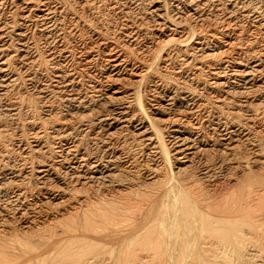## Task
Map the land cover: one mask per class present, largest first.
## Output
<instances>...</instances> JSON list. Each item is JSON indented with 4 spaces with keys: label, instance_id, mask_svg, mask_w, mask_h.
Instances as JSON below:
<instances>
[{
    "label": "rangeland",
    "instance_id": "374dc122",
    "mask_svg": "<svg viewBox=\"0 0 264 264\" xmlns=\"http://www.w3.org/2000/svg\"><path fill=\"white\" fill-rule=\"evenodd\" d=\"M77 1L67 0L68 6L66 5V7L71 8L73 5L72 8H75ZM87 1L91 3L92 9L94 7L96 10H92L93 15L85 12L86 15L83 14V16L89 18L90 21L93 20L92 23L96 22L99 26L102 25L103 30L108 31L110 28L109 37L115 39V43L124 46L123 48L129 55L131 54L130 57L133 61L140 64L144 62L142 65L147 67L144 66L146 73L144 72L139 78L126 75V78L119 83L124 84V90H128L132 94L131 105L127 110L128 115L143 120L148 130L150 127L149 132L153 137V142L155 141L154 146L156 145L157 155L155 156L151 152L150 154L147 147L141 146V143L137 142L131 127L114 131L113 134L117 135L107 138V142L103 139L104 137H97V139L92 137L95 135L84 129H87L86 122L91 121L101 110L100 106L98 108V105L93 103L89 113L85 114L83 119L77 117V120H71L70 131L72 133L70 138L78 140L80 147L84 148L87 153L102 159L105 158V152L109 149L114 151L115 155L130 160L132 170H124L117 166L115 171V180L119 183L122 182V185H127V188L122 190L123 192L118 190L115 193H107L104 191L105 189L98 190L95 186L85 192L89 202L92 201L88 203L89 207L96 206L95 209L97 207L98 210L103 209L112 219L104 221L98 219L99 221L95 220L93 226L88 227L80 219L81 212H78L71 215L74 221L53 219L47 222L48 224L46 223L40 231L31 235H23L19 231L15 217L11 216L13 219L11 220L13 228L11 234H14L15 240L19 242H15V264H264V165L256 167L252 164V152L255 149L261 150L260 154L264 157V95L251 97V107L261 113L260 124L257 128L250 129L246 140L239 141L233 154L222 149L216 142V138L219 139L218 133H214L208 124L203 122L197 127L202 128L200 129L201 136L206 137L203 139L206 141L204 148L201 147L204 150L197 152L190 162L183 166L184 169L182 170L177 169L181 166L173 160L170 153L169 139L172 133L162 127L156 120L157 117L152 115L153 106L166 104L164 95L174 86L181 89H195L196 92L202 91L199 89L202 87L201 85L209 84L211 68L220 64V55L216 53L221 50L224 51L226 48L229 49L224 46L226 42H229L227 43L228 46L232 40L230 49L239 50V55H232L233 57L243 59L247 57V54L251 55L255 49L254 46H249L248 42L257 38L260 43H263L264 33L262 34V30L251 34L247 31L245 20L240 19L238 23L244 29L242 34L240 33L241 28L234 34L232 31L225 33L220 28L224 22V12H214L212 7L206 6V12H203L204 16L201 17L205 19L199 21L193 11L185 10H190L189 8L181 7V10L179 9L182 11L180 15L174 16L171 12V0H162L164 4L158 0L165 12L167 24L171 27H169L171 30L165 29L160 32L150 20L147 22L142 19L145 12L144 0L141 2L140 0ZM105 2L107 3L105 4ZM241 2L247 5L249 9H256L258 14L264 12V0H237L238 5H242ZM172 19L174 20L172 21ZM257 20L264 28V14L260 15ZM139 23L143 25L140 27L141 29L139 28L140 32H138L136 39L127 38V32L136 30L134 26L139 27ZM175 24L177 25L174 26ZM120 26L124 28L122 30L121 27L122 32L119 30ZM230 27L232 29V26ZM32 35L35 37L32 36V41L35 44L38 43L36 45L40 49L42 37L36 33ZM83 35L84 37H82ZM80 39L88 41V36L78 32L73 37L68 36L66 43L68 47L71 45L73 47L79 46L82 42ZM237 43L240 45H236ZM214 47H216L215 52L213 51L214 59L212 55V57H208L209 59H204L202 63L195 61L198 53L195 54L196 56H193V53L197 50L207 54L212 53L207 48ZM233 51H230L229 54H232ZM74 61L76 60L74 59ZM74 61V67L80 70L81 67ZM99 61L98 59L97 63L91 64L88 71L84 72L83 70L82 77L79 78L80 83L87 78L81 83L83 88H88L87 85L90 80L105 85V80L101 79L99 74ZM199 64L204 65L202 70L198 67ZM40 66H34V69L43 76L49 77L48 73L44 71L46 67ZM178 69H182L185 73L179 76ZM196 75L199 77L197 78ZM22 77H24L23 74H20L19 80H21L15 86L13 94L15 102L24 104V107L19 108L18 118L15 116V120L12 121L8 113L1 108L2 102H0V142L7 151H12L15 142V153L18 154H15V161L16 157L18 159L19 156L16 144L21 141L26 145L30 140L24 135L26 133L24 125L26 120L39 121L40 124H43L44 131L48 132L51 123L60 120L61 116L58 111L59 108H62L61 106L58 107L61 103L59 99L56 96L51 97L54 112L50 114V117L45 116L44 104L40 102L39 96L33 94L35 91L32 92V87L28 86ZM44 79L46 78L44 77L42 80ZM208 92H200L201 100L203 99L205 110L214 111L213 106L218 105L215 104V99L213 100V97L210 96L215 93L209 92V94L211 93L209 96ZM206 98L209 101L205 100ZM234 101L235 98L231 97L226 101L225 106L224 104L221 105L220 110L224 108L222 113L220 112L222 119L227 118L245 123L248 120L246 119L247 116L244 114L242 106ZM103 107L102 109H104ZM182 111V106L174 102L169 113L170 115L171 113L172 115H180ZM194 121L197 120L194 119ZM185 127H188V124H185ZM47 137L42 138V143L52 149L55 146L54 140L51 142ZM27 147L29 148L28 145ZM151 171H155L156 176L153 179H148V174ZM251 175H255V179ZM26 182L29 183V186L34 185L33 179ZM132 191L134 192L132 193ZM97 203L99 204L97 205ZM107 209L109 210L107 211ZM15 227L16 229H14ZM0 238H8V235L0 236ZM29 246H33L34 250L29 252Z\"/></svg>",
    "mask_w": 264,
    "mask_h": 264
},
{
    "label": "bare ground",
    "instance_id": "6f19581e",
    "mask_svg": "<svg viewBox=\"0 0 264 264\" xmlns=\"http://www.w3.org/2000/svg\"><path fill=\"white\" fill-rule=\"evenodd\" d=\"M141 1L142 0H140V2ZM159 1L144 0V5H142L145 6V12L143 11V18H141L146 21L150 20L152 24L154 23L158 27L155 28L160 32L165 29L171 30L164 16L165 12L162 10L161 4L164 1L162 2L161 0V4H159ZM106 3L107 2H105V4ZM90 4L91 3H88L87 0H78L75 8H72L73 5L71 8H68L66 7V5L68 6L67 0H0L1 108H3V110L8 113V116L12 118V121H14L15 116L17 117L19 108L24 105L18 101L15 102V96H13L15 86L21 80H19L20 74H23L24 77L22 78L25 83L32 87V92L35 91L33 94L39 96L40 102L44 104V108H46L44 110L45 116L50 117V114L54 112V105L52 104V100H50L51 97L56 96L61 102V105L58 102V107H62L61 109L59 108L58 111L61 116L59 118L60 120L53 121L48 132L44 131V126L40 124L39 121L26 120V123H23L26 127V133L24 135L30 140L26 145L21 141L16 144L19 150V156L18 159L16 157V161L15 154L17 153H15V142L13 143L12 151H7L5 146L0 142V236L5 237L8 235V238H0V264H15V242L17 240H15L14 234H11L13 230L11 224V220L13 219H11V216L15 217L19 231L23 235H31L40 231L47 222L53 219L74 221L71 215L78 212H81L80 219H82L84 224L88 227L93 226L95 220L98 219L102 221L110 220L111 217L109 218L108 214L106 211L104 212L103 209L98 210L97 207L96 210V206L89 207L88 203L92 201L90 200L89 202V198L85 195V192L92 188V186H95L98 190L105 189L104 191L107 193H115L118 190L122 191L126 189L127 185H122L121 181V183H119V181L115 180V171L117 166L122 167L124 170H132V166L130 160L115 155L114 151L109 149L106 150L107 152L104 151V159L89 154L84 148L80 147L77 142L78 140L70 138L72 133L70 131L71 120L77 117L83 119L85 114L89 113L93 103L94 105H98V108L101 107V110L96 116L94 115L95 117L93 116L94 118L91 119V121L86 122L85 126L87 129H84L85 131H89L92 135H95L92 137H96L95 139H97V137H104L103 139L107 142V138L117 135L113 134L114 131L116 132V130L124 127H131L137 142H140L141 146L147 147L149 153L151 152L153 155H157L155 149L156 145L154 146L155 141L153 142V137L149 132L150 127L148 130L143 120L135 119L132 115H128L127 110L131 105L130 99L132 94L128 92V90H124V84L119 83L126 78V75L136 79L139 78L145 72V65H142L144 62L140 64L133 61L130 57L131 54L129 55L123 48L124 46L115 43V39L109 37V27V32L103 30L101 27L102 25L99 26L96 22L92 23L91 21L93 20L90 21L89 18L88 20L83 16L85 12L89 14L93 13L92 10L94 7L92 9ZM170 6L174 16L180 15L182 12L180 11L181 7L189 8L190 10H185L188 12L193 11L199 21H202L204 18L201 17L203 12H206L205 7L209 6L210 8L212 7L214 12L220 11L225 13V17L223 18L224 22L220 25L221 31L225 33H230L232 31L234 34L237 30H240L239 28L242 27H240L238 23L240 19L245 20L247 31L251 34H255V32L259 30H262V34L264 33L262 24H259L257 20L264 12L262 11L263 14H258L256 9H249V7L243 3L242 5H238L237 0H171ZM255 14H257V16H255ZM174 19H172V21ZM142 25V23H139V27L134 26L136 30H127L126 37H130L133 40L136 39ZM176 25L177 24L174 26ZM230 26H232V29ZM121 27L123 30V26H120V28L118 27L119 30ZM112 30L114 31V28ZM242 31H244L243 28H241L240 33ZM78 32L86 34L88 36V41H82L80 39V41H82L81 45L74 47L71 45L72 47L69 46L71 47L69 48L66 43V38L68 36L73 37L74 34H78ZM34 33L42 37V47L40 49L37 48L36 44L38 43L35 44L32 41L34 37L32 34ZM244 34L246 33L244 32ZM82 37H84V35ZM262 42L263 43H260L257 38H254L252 41L249 40V46H254L255 50L251 55L247 54V57L245 55L246 58L243 59L232 56L239 55V50L233 51L234 48L231 50V45L228 44L227 46L229 42H226L224 46L228 47L230 50L226 48V50H221L216 53L220 55V64L215 67L213 66V68H211L212 72L209 71V84L204 83L205 85H201L202 87L199 88L204 92L209 91L215 93L210 96L211 93L209 94L208 92V95L213 97V100H216H214V102H216L215 104L218 105L212 104L214 105V111H211V109L210 111H207L209 109L205 110L204 102L202 101L203 99L201 100L202 97L200 94L202 91L196 92L195 89H192V91L188 88H175V86L174 88H170L164 95L166 104L163 106H155L153 104V117H157L156 120L158 123L165 129L170 130L169 133H172L169 139L170 153L173 160L178 162V165L181 166L179 168L177 167L178 170L184 169L183 166L190 162L197 152L204 150V142L206 141L203 139L206 137H203V135L201 136L200 129L202 128L197 127L203 122L207 123L214 133H218L219 139L216 138V142L224 151L230 154L236 151L235 149L239 141L247 139L250 129L259 126L261 113H258L251 107L252 101L250 99L257 95H264V40ZM75 45H77V43H75ZM236 45L240 44L237 43ZM207 49H209L208 51H212V53L206 54L203 51L199 52V50L193 53V56L198 53V56L195 57V61L202 63L204 59L209 56L212 57V55L214 59V50H216V47ZM218 49L220 50V48ZM230 51H233V53L229 54ZM74 59L76 61H74ZM98 59L100 60V68L98 67L99 74L101 75V79L105 80V85L90 80L88 81V88H83L81 83L83 80L87 79H83L81 83L79 81V78L82 77L83 70L84 72L88 71L90 65L97 63L96 61ZM217 59H219V57H217ZM73 61L78 63L81 67L80 70L74 67ZM38 65L46 67L44 71L48 73L49 77L47 75L43 76V74L38 73L39 71L37 72V70L34 69V66ZM75 66H77L76 63ZM203 66V64H199L198 67L202 70L204 68ZM177 73L181 76L185 72L181 69ZM44 77L46 79L42 80ZM198 77L199 76H197V78ZM231 97H234L235 101L242 106V110L247 116L245 117L248 119L245 123L228 120L227 118L224 120L222 119L221 111L224 108L220 110L221 105L224 104L225 106V104H227L226 101ZM207 98L205 100H207ZM174 102L180 104L183 108L180 115H172V113L170 115L169 113ZM102 106H104V109H102ZM194 119L197 121L195 122ZM185 124H188V127H185ZM44 136H48L47 138H49L51 142L54 140L55 146H52V149L46 147L42 143V138ZM47 149L49 150L47 151ZM260 153L261 150L259 149H255L252 152L253 166L262 167L264 165V157ZM44 155L47 157H42ZM5 158L7 160H4ZM248 164L250 163L248 162ZM155 176L156 172L151 171L148 174V179H153ZM254 176L252 177L255 179ZM30 179L34 180L33 186H29V183L26 182ZM248 183L251 184V182ZM133 192L134 191H132V193ZM98 204L99 203H97V205ZM108 210L109 209H107V211ZM14 229H16V227ZM28 250L31 252L34 250V247L29 246Z\"/></svg>",
    "mask_w": 264,
    "mask_h": 264
}]
</instances>
